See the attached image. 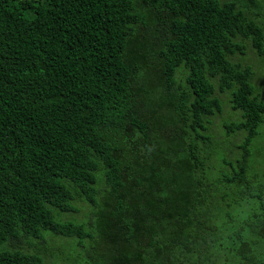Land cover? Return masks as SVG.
<instances>
[{"label": "trees", "instance_id": "obj_1", "mask_svg": "<svg viewBox=\"0 0 264 264\" xmlns=\"http://www.w3.org/2000/svg\"><path fill=\"white\" fill-rule=\"evenodd\" d=\"M247 52L264 0H0V264H264Z\"/></svg>", "mask_w": 264, "mask_h": 264}, {"label": "rangeland", "instance_id": "obj_2", "mask_svg": "<svg viewBox=\"0 0 264 264\" xmlns=\"http://www.w3.org/2000/svg\"><path fill=\"white\" fill-rule=\"evenodd\" d=\"M238 59H243L245 60L247 63H249L250 65H252L253 67V70L255 72L254 74V79L252 80L254 83H255V86L256 88L261 91V95L263 96L264 93L262 91V88L264 90V60H262V62L260 63L256 56L253 55L252 53L250 52H247V55L245 56H238L236 55V60ZM259 70L263 71L261 73V77H263V82H262V88L260 87V79L258 77V72ZM220 98L224 101L227 100V96L225 94H220ZM223 108V116L226 117L228 116V118L230 119L233 115V111L231 110L229 104L227 102H225L222 106ZM230 116V117H229ZM220 117H216V119L214 120V123H213V126H212V129H213V132H214V137L217 136V134H220L221 132H223V129L221 128L220 126ZM229 123V121H228ZM260 130V136L258 138L260 139H264V128L260 127L259 128ZM222 137L219 136V139H221ZM242 139V135L238 136L237 139L234 141L236 143H238V141H240ZM253 144V147L251 148L252 150V155L255 151V147L257 146V141H254L252 142ZM259 145V143H258ZM262 148V152L260 151V156H259V161L263 164L264 160H263V155L262 153H264V147H261ZM227 153L226 152H221L219 155H226ZM259 155V154H258ZM264 168H262L263 170ZM78 209L79 211L74 213V218L80 220L82 215L88 211V207H86V205H83V204H80L78 203ZM48 243L50 244V246L48 247L52 253H55L56 255L59 254V250L60 248H64L65 246H71V245H74V242H73V239H68V238H64V237H56V236H50V235H46L45 237V240L43 241H40V240H28L26 239L25 241H20V242H17L15 243V245L17 246H13L15 247L16 249H19V250H23V251H30V252H33V250L35 248L32 247V244L34 245H37V246H40V247H43L45 245H48ZM64 244V245H63ZM62 245V246H60ZM81 247H77L76 246V250H77V253H79L81 251ZM41 253L43 254V257L45 258L44 260V264H51V257L49 256L50 254L49 251L47 250V252L44 250V249H40ZM61 252H64V251H61ZM60 252V253H61ZM91 252V250L88 251L87 253V256L85 253L83 254H77V257H78V260L74 261V259L72 257H69V263L68 264H89L88 261H89V258H88V254ZM39 253V252H37ZM39 255L41 256V254L39 253ZM60 264H66L64 262H60Z\"/></svg>", "mask_w": 264, "mask_h": 264}]
</instances>
